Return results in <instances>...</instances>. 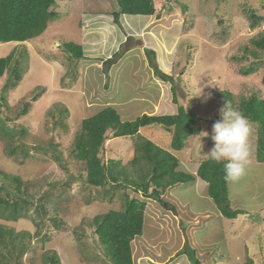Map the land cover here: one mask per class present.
I'll return each mask as SVG.
<instances>
[{"label": "rangeland", "instance_id": "rangeland-1", "mask_svg": "<svg viewBox=\"0 0 264 264\" xmlns=\"http://www.w3.org/2000/svg\"><path fill=\"white\" fill-rule=\"evenodd\" d=\"M152 3L159 16L155 13L143 19L141 15H124L114 24L112 11L117 8L114 0H56L53 6L56 17L42 34L24 42H0V57L8 54L12 57L10 67L0 77V98L6 103L0 104V170L9 172L6 174L9 179L19 176L22 185L18 196L29 200L22 206L19 204L23 211L18 219L0 218L1 227L12 229L20 237L27 234L24 243L18 241L23 244L21 249L0 245V264H50L48 258L54 255L55 264H112L93 233V218L111 209H121L126 195L141 198V194L124 185L121 177L120 182H108L101 187L86 182L83 164L73 157L74 138L83 118L108 105L118 111L123 121L143 113L172 114L178 104L189 107L200 118L201 132L192 135L182 154L188 158L190 152L197 151L201 162L208 158L214 145L212 125L219 119L222 105L227 102L237 110L236 104L243 98L252 94L264 98V66L257 65L256 58L248 52L254 49L252 40L264 36V0H152ZM123 18L136 19L132 29L140 28L141 35H129L132 34L129 24L121 27ZM112 29H119L116 33L120 40L117 36L115 41L112 36L109 38ZM137 39L140 44H136ZM69 42L81 46V58L64 51L63 45ZM146 49L155 51L152 57L156 66L150 63ZM261 52L257 50L258 54ZM16 59L20 60L21 80L14 88H6L14 76ZM250 66L256 70L245 74L243 71ZM154 67L172 77L176 103L171 82L162 80ZM39 87L44 88L43 93L37 100H31L33 93L40 92ZM201 89L202 95L211 93L206 102L193 96L199 95ZM25 102L30 104L27 113L21 115ZM252 125L250 163L259 159L257 154L261 153L257 151L258 128ZM149 129L156 135L163 130L143 129L139 133L142 138L152 137ZM163 131L166 135L156 139L166 142L172 134ZM203 132L209 135L201 136ZM134 141H139L138 137H110L101 151L108 164L124 171L130 179L139 176L141 169L140 163L132 165V157L140 159L134 146L130 156L129 148ZM12 147L18 152L7 154ZM24 147L26 150L20 151ZM193 159H189L192 165ZM260 172L258 166L248 165L238 181L227 182L229 187L233 184L228 190L232 191L228 195L229 205L237 204L240 211L251 210L253 202L258 201L246 204L243 199L252 193L264 201L261 188L264 179L253 178ZM15 184L12 183L13 187ZM200 190L199 187L178 195L189 199L188 209L197 210L198 203H203L197 198ZM0 195L5 196L4 191L0 190ZM0 213L4 216L6 212ZM257 234L258 241L264 242L263 234ZM210 238L217 241L213 251L225 249L220 243L219 228L211 232ZM230 251L231 257L221 253L219 256L229 259L227 262L231 264L239 261L234 259L237 254L247 257L237 246ZM189 258L194 264L200 260L197 251ZM253 261L263 264L255 257Z\"/></svg>", "mask_w": 264, "mask_h": 264}, {"label": "trees", "instance_id": "trees-1", "mask_svg": "<svg viewBox=\"0 0 264 264\" xmlns=\"http://www.w3.org/2000/svg\"><path fill=\"white\" fill-rule=\"evenodd\" d=\"M114 1L117 8L112 11V16L117 24L119 23L120 14L152 15L157 11L152 0ZM55 3L56 0H0V42H24L30 40V38L38 37L47 28L48 23L56 17V11L53 9ZM157 13L159 16L160 12ZM251 17L260 20L254 14H251ZM255 23L257 22H254V25ZM252 43L254 49L251 52L247 51L256 58L255 63L257 65L264 66V36L252 40ZM63 49L75 58L82 57V48L78 44L65 43ZM257 50L262 52L258 54ZM147 55L150 63L156 66L152 57L155 56V51L147 50ZM11 62L12 57L10 54L0 57V77L10 67ZM19 63L20 60L16 59L12 70L14 76L12 80L6 83V88H14L21 80ZM154 68L160 73L159 76L162 80L171 82L173 100L176 103V92L174 91L175 86L172 77L160 72L157 67ZM254 70H256L255 67L250 66L243 72L249 74ZM262 83L264 85V72ZM39 88L40 92L33 93L31 100L35 101L41 96L44 88ZM225 95L230 96L229 93H225ZM28 102H25L20 111L21 115L27 113L30 104ZM0 104H6L3 98H0ZM236 105L237 110L248 117L252 124L258 128L260 139L258 136L259 147L257 151H261V153L257 154V157L260 161H264V98H258L252 94L240 100ZM199 120V116L193 109L178 104L176 112L172 114L152 113L150 115L143 113L135 119L123 121L118 111L113 106L108 105L81 120L79 132L76 133L74 138L73 157L83 164L86 172L85 179L89 185L101 187L108 182H120L119 178L121 177L125 181L124 185L131 187L137 193L141 192L145 198H152L164 203L160 195L168 187L180 182L190 181L194 177L178 170V159L152 141L142 138L139 131L141 128L150 126L161 127L172 134L171 148L180 150L184 147L185 140L189 135L201 132ZM124 136H135L139 139L137 142L134 141L133 146L134 152L139 154L140 159L135 156L132 157L133 159L131 158V161L132 165L140 163L139 169H141L139 176L132 177V179L128 178L124 171L117 170L114 168L115 166L108 164V160H104L101 156V151H103L108 138ZM25 150V147L20 149V151ZM17 152L16 148L12 147L8 149L7 154L15 155ZM8 173L0 170V190L5 193V196L0 195V210L6 212L4 216L0 213V218L15 220L23 211L19 204L22 206V203H27L29 200L18 196L22 185L19 176H10L9 179V176L6 175ZM196 175L208 184V195L224 216L233 218L240 212V210L232 209L228 204V184L225 180L222 163L218 164L209 158H205L201 160ZM13 182L16 183L14 187ZM145 205V200H142V198L126 195L121 209H111L94 216L93 223L95 227L93 233L96 235L98 243L106 250L112 264H133L131 241L143 232ZM21 235V237L15 235L12 229L0 226V245L7 248L11 246L15 249H21L23 244L19 245V242L24 243L23 239H26L25 235L27 234L22 233ZM54 258L55 255L49 256L50 264H55Z\"/></svg>", "mask_w": 264, "mask_h": 264}, {"label": "crops", "instance_id": "crops-1", "mask_svg": "<svg viewBox=\"0 0 264 264\" xmlns=\"http://www.w3.org/2000/svg\"><path fill=\"white\" fill-rule=\"evenodd\" d=\"M141 16H143V19H147L152 15ZM135 21L136 19L125 20L123 18L121 26L124 23H128V29L132 32L129 35L135 33L140 36L142 33L140 28L132 29V22ZM112 30L113 32L109 38L112 36V39H114L117 36V39L120 40V36L116 33L119 29ZM147 128L149 127L141 128L139 133L141 134L142 130H146ZM163 130L162 133L156 135L153 129H149L148 131L152 134V137L147 139L172 153L179 161L178 170L183 172L186 170L187 174L193 175L194 178L190 181L180 182L168 187L160 195L166 202V205H162L159 201L151 198H144V200L146 199V206L144 209L143 232L131 241L133 264H194L190 260L189 255H192L195 251L198 252V256L200 257L197 264H231L227 262L230 261L229 259L223 260L219 254L231 257L228 253H231L230 250L234 246H237L239 251L244 250L247 256L243 257L237 254V257L234 259L239 261L235 262L236 264H253L254 257L264 264V242L258 241L259 237L257 234L260 232L264 236V201H259V195L252 193L249 197L246 196V199H243L246 204H249L250 201H258L257 203L253 202L251 210L240 211L233 218L224 216L208 195V184L196 175L201 156H197V151L195 153L190 152L192 153L191 157L195 158L193 159L195 164L192 165L189 160L191 157L187 158L182 154V152L185 153L184 150L188 146L187 141L192 138L193 134L187 137L182 149L174 150L170 146L172 135H170L171 139L166 142L156 139L161 134L163 135L162 137L166 135ZM129 149L130 156H132L133 145ZM252 161L254 163H250L249 165H256L258 166V170H261L259 176L253 178L259 180L261 177L264 179V161H260V159ZM258 180L256 181L258 182ZM199 187L201 190L197 193V198L203 203H198L197 210L188 209L189 199L183 198L178 194H185V192L192 191L193 189L199 190ZM231 187L228 186V190ZM261 188L264 189V186ZM231 193L232 191L228 192V195H231ZM171 207H174L175 211ZM231 208L239 210L237 204H234L233 207L231 205ZM252 217H255V219L253 220ZM217 228L220 229L222 234L220 243L223 242L225 245L224 250L219 248L220 252L212 250L214 243L217 241L210 238L211 232ZM203 232H205L204 235ZM196 233H200V235L197 237Z\"/></svg>", "mask_w": 264, "mask_h": 264}, {"label": "clouds", "instance_id": "clouds-1", "mask_svg": "<svg viewBox=\"0 0 264 264\" xmlns=\"http://www.w3.org/2000/svg\"><path fill=\"white\" fill-rule=\"evenodd\" d=\"M124 15L129 14H120L119 22L120 18ZM113 23L117 24L115 22ZM137 40L141 41L139 39ZM193 96H199L201 97L202 102H206L210 98L211 93L202 95L201 89L199 95ZM252 131L253 125L248 117H246L242 112L233 108L231 104L227 102L222 105V107L219 109V119L216 120L212 125L211 139L214 142V145L207 156L210 160L215 161L218 164H223L225 180L227 182L238 181L245 174L247 166L251 162L250 158L252 154V147L249 138L252 134ZM208 135L209 133L203 132V135L201 136ZM201 136L199 137V140ZM201 147L202 144L200 140V148ZM139 193L141 194V192ZM140 197L143 198L142 200L145 198L142 194ZM161 204L166 205L165 201ZM172 208L174 207H171V209Z\"/></svg>", "mask_w": 264, "mask_h": 264}, {"label": "water", "instance_id": "water-1", "mask_svg": "<svg viewBox=\"0 0 264 264\" xmlns=\"http://www.w3.org/2000/svg\"><path fill=\"white\" fill-rule=\"evenodd\" d=\"M138 43L140 44V41H138ZM174 211H175V209L174 208H172Z\"/></svg>", "mask_w": 264, "mask_h": 264}]
</instances>
